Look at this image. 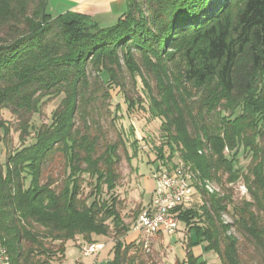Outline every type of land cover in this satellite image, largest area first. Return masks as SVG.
<instances>
[{"label": "trees", "instance_id": "obj_1", "mask_svg": "<svg viewBox=\"0 0 264 264\" xmlns=\"http://www.w3.org/2000/svg\"><path fill=\"white\" fill-rule=\"evenodd\" d=\"M48 6L0 0V246L11 264L61 263L80 238H113L109 264H148L141 241L125 242L147 209L123 215L132 157L114 90L127 112L160 122L155 162L193 174L201 202L174 213L197 241L176 264H209L198 245L221 264H264V0H127L109 23Z\"/></svg>", "mask_w": 264, "mask_h": 264}, {"label": "rangeland", "instance_id": "obj_2", "mask_svg": "<svg viewBox=\"0 0 264 264\" xmlns=\"http://www.w3.org/2000/svg\"><path fill=\"white\" fill-rule=\"evenodd\" d=\"M62 1L59 7V11L57 14H60L63 6L66 4H70V2ZM55 0H50L48 12L50 14H56L55 10ZM55 8V10H54ZM64 10V9H63ZM118 90H114L112 92L113 95V103L112 109L115 110L117 105H120L122 111H120L119 117L121 120L119 121V125L124 128L126 134L128 135V139H130L128 143L129 154L132 157L131 161L124 159L121 164V174L122 180L120 182V187L118 189V195L121 200L124 202L123 215L127 222L132 221V217L134 212L138 209L142 208L145 203L149 201V185L148 178L151 177L154 163L157 159L156 147H159L162 139L160 134V122L157 120H150L147 114H144L142 111L135 110L133 113H129L126 111L125 105L122 102L117 100ZM62 98H57L48 101L42 110V114L40 116L34 117L35 124L47 123L51 120L52 113L60 104ZM4 119L8 121H15V118L7 111L4 112ZM134 129L135 136L131 135V129ZM13 138V142L15 145L18 144V134L15 132L11 133L10 138ZM137 139V146L133 145V141ZM0 153L2 154V158H4V148L3 146L0 148ZM241 161L244 160V156L241 155ZM186 170H188L191 174L192 172L187 169L185 166L181 165ZM193 175V174H192ZM193 184H194V176H193ZM242 183L239 182L235 185V194L236 199L239 200L241 196L246 195V190L241 187ZM209 189L211 191H218L217 187L210 186ZM196 200L195 202H201V197H199L198 192L196 191ZM224 220L228 223H231L232 220L229 216H226ZM137 223V221H136ZM135 228V225H133ZM180 227H183L180 224ZM133 228V232H134ZM182 231V232H181ZM180 232L183 234L182 238L178 241L180 245L174 243V241L170 242L165 237H158L157 239H153L150 245V251H146L143 246V250L145 255L147 256L148 264H175V261L181 258L180 252L178 248L185 249L188 243V229L182 228ZM160 233V232H159ZM232 233H235L232 231ZM100 242L106 244L105 250L98 256L97 264H109V261L113 258L112 249L114 246V239L109 238H99ZM135 239L130 233L127 238H125L126 243H131ZM140 241V239H139ZM75 243V244H74ZM83 243V240L80 238L75 242H69L67 244L66 258L61 263L57 264H79V262H83V264H93L95 258H83L80 250V245ZM98 244V243H95ZM211 264H221L219 258L216 255H213V259L209 260Z\"/></svg>", "mask_w": 264, "mask_h": 264}, {"label": "built area", "instance_id": "obj_3", "mask_svg": "<svg viewBox=\"0 0 264 264\" xmlns=\"http://www.w3.org/2000/svg\"><path fill=\"white\" fill-rule=\"evenodd\" d=\"M152 178L155 183L152 203L140 215L133 232L140 235V241L146 251H150V245L159 232L173 234L178 230L180 220L174 213L177 208L192 206L191 195L187 193L188 180L181 171V165L172 170L157 165ZM105 248L106 244L101 242L98 243V249H91L89 243L83 242L80 245L82 257H94L93 264H97V258ZM0 264H7L1 247Z\"/></svg>", "mask_w": 264, "mask_h": 264}, {"label": "crops", "instance_id": "obj_4", "mask_svg": "<svg viewBox=\"0 0 264 264\" xmlns=\"http://www.w3.org/2000/svg\"><path fill=\"white\" fill-rule=\"evenodd\" d=\"M62 1L70 2V4H66L65 6H63L60 14H64L67 12H75V13L85 14V15L94 17V18H96V19H98L104 23H107V22L109 23V22L113 21L116 17H118L119 15L124 13L126 11V8H127L126 7V1L127 0H55V2H57V3H55L54 6H55V8H57V10H55V8H54L56 14L55 15L52 14L53 16L60 15L57 13L60 9L59 7L62 4L59 2H62ZM49 4H50V0H49ZM48 8H49V6H48ZM157 165H158V163L155 162L154 166H153V170L156 168ZM152 174H153V172H152ZM148 179H149L148 185L150 188V190L148 191L149 192L148 194L150 196H149L148 203H145V205L143 206L144 209H148L150 207L152 200H153V193H154V189H155V183H154V180L152 178V175ZM183 227H180V224H179L178 230L173 234L160 232L154 237V240L157 239L158 237H163V238L165 237L170 242L174 241V243H177V245H180V243H178V241L182 238V236L184 234V233L183 234L181 233L182 232L181 230ZM132 235H133L135 240L140 239V235L138 233L132 232ZM187 238H188V241L190 238L193 239L194 242L197 241V238H196L194 232L188 231V237ZM185 249L178 248V251L180 252L181 258L176 260L175 264L178 261H182L184 259L185 254H186ZM192 251L194 252V254L196 256L200 257L201 263L204 261H207L209 264H211V262L209 260L213 259V255L211 253H206L204 250V247L202 245H198V246L194 247L192 249ZM79 264H83V262H79Z\"/></svg>", "mask_w": 264, "mask_h": 264}, {"label": "bare ground", "instance_id": "obj_5", "mask_svg": "<svg viewBox=\"0 0 264 264\" xmlns=\"http://www.w3.org/2000/svg\"><path fill=\"white\" fill-rule=\"evenodd\" d=\"M181 171L184 173V176H186L187 180H188V185H187V193H189L191 195V202H192V205L195 203V200H196V190L195 188L192 186V174L185 170L183 167H181ZM140 219V217H139ZM139 219L137 221H139ZM135 230V228H134ZM2 251H4V255L6 257V260H7V264H11V260H10V257H9V254L7 252V250L0 246ZM91 249H98V244H91Z\"/></svg>", "mask_w": 264, "mask_h": 264}]
</instances>
